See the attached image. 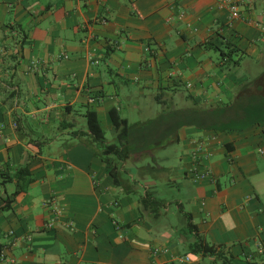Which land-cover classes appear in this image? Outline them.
Segmentation results:
<instances>
[{"label":"crops","instance_id":"1","mask_svg":"<svg viewBox=\"0 0 264 264\" xmlns=\"http://www.w3.org/2000/svg\"><path fill=\"white\" fill-rule=\"evenodd\" d=\"M222 1L0 0V209L22 187L0 210V264H213L178 203L230 264H264V0L235 20ZM174 96L182 109L152 121H175L168 149L106 161L72 135L90 110L116 142L117 108L143 139Z\"/></svg>","mask_w":264,"mask_h":264},{"label":"trees","instance_id":"2","mask_svg":"<svg viewBox=\"0 0 264 264\" xmlns=\"http://www.w3.org/2000/svg\"><path fill=\"white\" fill-rule=\"evenodd\" d=\"M235 51H238V49L233 48L229 52L222 51L221 54L224 57L231 56V54ZM236 62V61H235ZM16 94V91H15ZM176 111H173L172 113H175ZM86 118L87 123V131H82L80 129H77L73 131L72 135L77 138L83 139V141L90 143H100L102 145V151L98 153V155L103 160H108L110 156H115L120 161H125L130 154L135 152L139 149L140 142H136V137L134 138L138 132H135V130H131V125L129 123V120L125 117H122L119 110L117 108H112L110 110V116L113 122V125L116 129L117 133V142H106V132L103 129L101 123L98 120V116L96 112L87 110L84 114ZM166 123V120H165ZM69 126H72L71 123H65V128H68ZM15 127L17 134L23 135L25 134V128L23 127V124L19 117L16 116L15 118ZM144 137L141 139L138 138V141H144L147 144H150V139L144 132L142 134ZM28 141L33 142L35 144H40L41 142L34 140V139H28ZM135 142V143H134ZM149 142V143H148ZM143 147H147V145H144ZM118 168L117 166H113L110 170L114 180L115 184L119 185V177L117 175ZM28 172L27 168H23L19 170L16 174L17 179L19 180V185L22 186V183L20 182L22 177L26 175ZM22 190V187L19 188V190L15 191L12 196L5 199L3 206L0 210H7L11 207L12 202L15 199V196ZM142 205L143 207H157L164 205V202L161 200H158L154 198L152 195H149V193H146V195L142 198ZM179 209L182 213L185 214L188 221V228L191 232H193L196 236V240L194 243H192L189 247L190 251L192 253H202L203 255H209L215 257V261L213 264H230V256L227 254V252L222 248L215 245H211L208 242L204 240V238L199 234L198 228L195 223H193L192 214L190 212L185 211L184 207L178 203Z\"/></svg>","mask_w":264,"mask_h":264},{"label":"rangeland","instance_id":"3","mask_svg":"<svg viewBox=\"0 0 264 264\" xmlns=\"http://www.w3.org/2000/svg\"><path fill=\"white\" fill-rule=\"evenodd\" d=\"M219 57L222 58L221 54H219ZM227 67H228V64H226V68ZM259 68H260V66H259ZM181 88H182V92H187L186 88L184 87V85H181ZM158 93H159V91H155V94H158ZM166 94H171L173 96V92H170L169 89H165V95ZM189 103H192V102L189 101ZM181 107H183V102L179 101L178 96H174L173 99H169V101L167 102V105L165 106V108L162 107V105L158 106V108H153L150 113L145 115L146 120L149 121V123H150V124L148 123L149 124L148 128L146 130L145 129L142 130L140 133H144V131H145V133L147 134L148 138L150 139V142H153L156 139L165 136V145H166V147H164V148H167V149L170 148L171 144L167 143V138L171 135V133L173 132V130L175 128V121L171 119L170 122H166L165 126H162V127H156V125H154L152 121L157 117V112L165 113V116L172 115L173 111L182 109ZM137 115L138 114L135 115V118L137 117ZM137 118L139 120H141L142 117L138 116ZM106 134H107L108 139H111L112 141H114L113 137L115 135H114V132L111 131V129H106ZM136 141L138 142V140H136ZM116 142H117V139H116ZM165 150L166 149H161L160 148V150H159L160 153L156 155V157L158 158L157 161H161V158L158 155L164 156L165 155ZM148 159H150V160H148V162L152 163V161H153L152 157H150V158L148 157ZM160 189L165 194V187H160Z\"/></svg>","mask_w":264,"mask_h":264},{"label":"built area","instance_id":"4","mask_svg":"<svg viewBox=\"0 0 264 264\" xmlns=\"http://www.w3.org/2000/svg\"><path fill=\"white\" fill-rule=\"evenodd\" d=\"M242 2H244V0H236V1H228V0H223L222 4H225L228 6L230 13H231V18L233 20L235 19H239L242 17L241 15V9L240 6L242 4ZM256 26H260V22L256 21H252ZM200 177H203L204 175H199ZM57 210V209H56ZM60 211H56V213L58 214ZM53 227V221H50L47 223V228H52ZM161 252H167V249H161L160 247H156L154 248V253H161ZM257 252L260 254H264V243L259 244L258 245V249Z\"/></svg>","mask_w":264,"mask_h":264}]
</instances>
